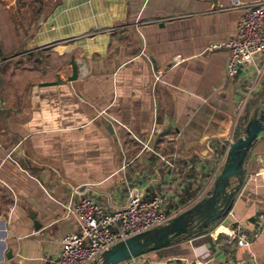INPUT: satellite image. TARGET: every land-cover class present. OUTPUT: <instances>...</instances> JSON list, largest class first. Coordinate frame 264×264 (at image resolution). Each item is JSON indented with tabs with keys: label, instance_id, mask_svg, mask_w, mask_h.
<instances>
[{
	"label": "crops",
	"instance_id": "1",
	"mask_svg": "<svg viewBox=\"0 0 264 264\" xmlns=\"http://www.w3.org/2000/svg\"><path fill=\"white\" fill-rule=\"evenodd\" d=\"M230 3L0 0V264H53L62 237L78 231L66 206L79 195L111 209L133 182L149 198L161 193L170 211L209 194L242 108L264 91V74L255 81L248 66L229 78L227 50H205L235 32L242 10L224 9ZM133 136L175 153V174ZM245 167L218 225L136 264L264 262V138ZM255 229L249 246L229 235Z\"/></svg>",
	"mask_w": 264,
	"mask_h": 264
},
{
	"label": "built area",
	"instance_id": "2",
	"mask_svg": "<svg viewBox=\"0 0 264 264\" xmlns=\"http://www.w3.org/2000/svg\"><path fill=\"white\" fill-rule=\"evenodd\" d=\"M224 9L242 10L235 32L222 40L210 42L205 50H227V77H237L251 66V75L257 81L264 74V0H231L230 6ZM178 57L174 58V62L180 61ZM259 58H263V62L260 63ZM159 78L160 74L156 75V80ZM133 138L142 145L140 152L150 151L159 156L170 178L175 174V153L168 156L158 153L150 144L151 136L145 140L137 136ZM79 193V186L74 187L72 196ZM164 204V196L161 193L149 198L146 192L133 182H126L122 203L111 209L104 208L87 195L72 198L66 209L67 214L73 215L77 221L78 231L62 237L61 248L53 264H91L115 243L159 226L185 210L182 206L168 211ZM258 233V229L253 230L250 235L244 231H229L232 239H236L237 245L242 247L249 246ZM135 257L119 264H136Z\"/></svg>",
	"mask_w": 264,
	"mask_h": 264
},
{
	"label": "water",
	"instance_id": "3",
	"mask_svg": "<svg viewBox=\"0 0 264 264\" xmlns=\"http://www.w3.org/2000/svg\"><path fill=\"white\" fill-rule=\"evenodd\" d=\"M213 8L218 0H211ZM71 73L67 80L77 79L79 65L70 57ZM59 80V79H57ZM239 135L234 140H226L227 151L224 163L214 177L210 192L193 205L170 218L167 222L147 231L121 240L104 250L91 264H119L152 249L167 246L181 239L213 226L225 217L233 206L237 192L246 175V157L252 147L264 138V96L250 109L244 107L245 116ZM34 218V214H31ZM37 227L39 223L34 220Z\"/></svg>",
	"mask_w": 264,
	"mask_h": 264
},
{
	"label": "rangeland",
	"instance_id": "4",
	"mask_svg": "<svg viewBox=\"0 0 264 264\" xmlns=\"http://www.w3.org/2000/svg\"><path fill=\"white\" fill-rule=\"evenodd\" d=\"M31 18H32L31 14H24V16L22 17V21H23V23H24L25 25H27V24L30 22ZM92 31H96V30H92ZM32 57H33V54H28V55L26 56V61H28V64L33 62L34 59H32ZM263 95H264V91H261L260 93H257V94L255 95L254 99L249 103V105H248V109H250V108L252 107V105H253L256 101H258L259 99H261V98L263 97ZM244 118H245V116H242L241 123L243 122ZM241 123H240V124H241ZM241 204H242V203H241V201H240L238 207L241 206ZM162 250H164L165 252H169V251H170V250L167 249V248H164V249H162ZM162 250H160V252H159L160 254L162 253Z\"/></svg>",
	"mask_w": 264,
	"mask_h": 264
},
{
	"label": "trees",
	"instance_id": "5",
	"mask_svg": "<svg viewBox=\"0 0 264 264\" xmlns=\"http://www.w3.org/2000/svg\"><path fill=\"white\" fill-rule=\"evenodd\" d=\"M29 1H31V2H35V1H36V2H37V0H29ZM37 11H40V8H38ZM245 118H246V114H245ZM221 219H222V218H221ZM221 219H220V220H221ZM220 220L217 221L213 226L218 225L219 222H220ZM211 227H212V226H211ZM211 227H208V228H206V229H204V230H202V231H200V232H198V233L192 235L191 237L197 236V235H199V234L205 232L206 230H208V229L211 228ZM183 240H185V239L178 240V241L173 242V243H171V244H169V245H167V246H163V247H160V248H157V249L168 248L169 246H172V245H174V244L180 243V242L183 241ZM157 249H152V250H157ZM149 251H150V250H149ZM175 252H176V251H175ZM144 253H145V252H144ZM142 254H143V253H142Z\"/></svg>",
	"mask_w": 264,
	"mask_h": 264
}]
</instances>
